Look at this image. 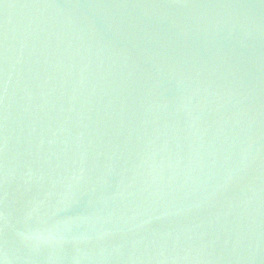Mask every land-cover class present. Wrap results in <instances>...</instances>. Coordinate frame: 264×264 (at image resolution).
<instances>
[{"label": "water", "instance_id": "95a60500", "mask_svg": "<svg viewBox=\"0 0 264 264\" xmlns=\"http://www.w3.org/2000/svg\"><path fill=\"white\" fill-rule=\"evenodd\" d=\"M0 260L264 264V0H0Z\"/></svg>", "mask_w": 264, "mask_h": 264}, {"label": "snow or ice", "instance_id": "6c2138e0", "mask_svg": "<svg viewBox=\"0 0 264 264\" xmlns=\"http://www.w3.org/2000/svg\"><path fill=\"white\" fill-rule=\"evenodd\" d=\"M0 264H3V261L2 260H0Z\"/></svg>", "mask_w": 264, "mask_h": 264}, {"label": "clouds", "instance_id": "9594fccd", "mask_svg": "<svg viewBox=\"0 0 264 264\" xmlns=\"http://www.w3.org/2000/svg\"><path fill=\"white\" fill-rule=\"evenodd\" d=\"M7 259V258H6Z\"/></svg>", "mask_w": 264, "mask_h": 264}]
</instances>
